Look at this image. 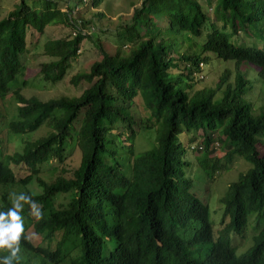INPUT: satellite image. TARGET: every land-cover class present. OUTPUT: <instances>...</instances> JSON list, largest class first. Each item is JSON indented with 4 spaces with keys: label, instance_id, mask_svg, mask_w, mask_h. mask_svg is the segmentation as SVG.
I'll use <instances>...</instances> for the list:
<instances>
[{
    "label": "trees",
    "instance_id": "trees-1",
    "mask_svg": "<svg viewBox=\"0 0 264 264\" xmlns=\"http://www.w3.org/2000/svg\"><path fill=\"white\" fill-rule=\"evenodd\" d=\"M112 3L0 0V211L11 193L35 202L23 205L19 264H264V114L253 101L264 81V0H131L130 20L118 23L107 17ZM58 25L74 37L45 43L36 83L64 82L85 42L101 60L72 79L87 86L78 97L17 94L9 122L4 97L23 56ZM213 61L234 70L201 89L196 77ZM142 131L155 146L138 153ZM192 152L210 183L238 161L248 167L219 208L197 192Z\"/></svg>",
    "mask_w": 264,
    "mask_h": 264
},
{
    "label": "rangeland",
    "instance_id": "rangeland-1",
    "mask_svg": "<svg viewBox=\"0 0 264 264\" xmlns=\"http://www.w3.org/2000/svg\"><path fill=\"white\" fill-rule=\"evenodd\" d=\"M131 0H113L112 3V14H107V11L102 8L103 12L107 14V17L110 21L115 23L119 22L120 18H123V21L127 22L130 20L132 12L129 10V3ZM10 7H7V10ZM6 15V13H5ZM4 15V16H5ZM75 30L69 27H65L62 25L52 26L49 27L46 31L44 37L40 38L39 40V47L37 50H34L28 54L23 56L22 62L24 64V72L19 76L14 84L11 86V90L9 93L4 97L3 107L4 113L7 114L8 121L10 122L12 119L17 117V107L21 106L18 104L17 94L25 97L26 99L31 98H38L41 101H48L51 99H59L61 97H78L82 94L83 90L87 87L82 85L80 88H76L71 84L72 79L75 76L87 74L90 72L92 65L95 62L101 60L100 53L97 51L96 48H92L93 45L89 42H85L82 47L81 57L79 61L75 63L72 68L68 71L64 82L59 83L57 85H53L51 83H36L37 76L41 72V67L44 63L48 61V57L44 54V45L48 41H57V40H64V39H72L74 37ZM83 34H87L84 32ZM187 52H192L198 54V49L196 45H187L184 49ZM212 58H215L212 56ZM235 65L233 63H222L213 61L211 65L201 66V74H198L196 79L198 83V87L203 88H214L222 74L226 70H234ZM31 81L33 85H23V82ZM254 99L255 102V109L254 113L256 115L264 114V81L261 82L256 88L254 92ZM46 134V130H42L39 133L32 135V139H36L42 137ZM198 136H201L199 133ZM192 139V137H190ZM202 138V137H201ZM27 138H23L25 140ZM22 140L14 139L10 143V150L11 152L15 153L16 150L21 151V147L19 146V142ZM201 142V141H200ZM155 146V133L149 131H142L138 134L135 149L138 153L144 152L147 150L152 149ZM188 144L186 145V148ZM199 145H195L197 147ZM193 147V148H195ZM263 153V152H262ZM220 157H222V153H218ZM199 156L197 153H190L189 158L191 163H194L195 166L193 168V180L195 182L197 192L201 195V197L209 202L212 208H219L218 200L223 197L226 190L228 189L229 185L238 180L240 174L246 172L248 167L243 163V161H238L234 164V168L230 169L229 171L225 172L224 175H221L219 178H216L212 183H210L207 175L202 172L201 169L198 168V163L196 164V158ZM55 165L57 163H54ZM77 162H74L72 166H75ZM189 171V170H188ZM59 171H53L48 174L42 176L47 182L55 179L59 173ZM29 189L35 193L40 194L41 190L37 186V184H33L29 187ZM66 203V197L60 196L58 198V203ZM214 218V215H212ZM249 245L246 246L248 248Z\"/></svg>",
    "mask_w": 264,
    "mask_h": 264
},
{
    "label": "clouds",
    "instance_id": "clouds-1",
    "mask_svg": "<svg viewBox=\"0 0 264 264\" xmlns=\"http://www.w3.org/2000/svg\"><path fill=\"white\" fill-rule=\"evenodd\" d=\"M11 207L0 211V250H7V255H0V264H19L21 251L20 240L24 232L22 217L23 205L35 207L30 195L25 193L10 194Z\"/></svg>",
    "mask_w": 264,
    "mask_h": 264
}]
</instances>
